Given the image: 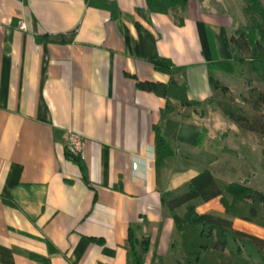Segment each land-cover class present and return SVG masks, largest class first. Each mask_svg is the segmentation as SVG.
Returning <instances> with one entry per match:
<instances>
[{"label":"crops","instance_id":"crops-1","mask_svg":"<svg viewBox=\"0 0 264 264\" xmlns=\"http://www.w3.org/2000/svg\"><path fill=\"white\" fill-rule=\"evenodd\" d=\"M248 1L157 12L147 0H0V264H131L130 231L143 264L183 263L182 216L168 201L209 169L181 167L182 151L201 150L184 128L198 130L214 95L208 65L232 59ZM157 58L184 68L174 78L200 102L187 117L173 99L163 117L167 99L138 86L170 81ZM157 127L172 150L161 164ZM70 131L84 139L82 165L67 152ZM193 203L264 238L219 197Z\"/></svg>","mask_w":264,"mask_h":264},{"label":"trees","instance_id":"trees-1","mask_svg":"<svg viewBox=\"0 0 264 264\" xmlns=\"http://www.w3.org/2000/svg\"><path fill=\"white\" fill-rule=\"evenodd\" d=\"M89 3L92 0H87ZM152 11L166 12L177 6H184L187 0H147ZM248 25L237 29L230 36L232 59L217 60L209 63V79L213 90H220L224 95L228 86L216 76V72L225 74L246 71L264 82V6L261 0H249L244 5ZM154 67L171 76L168 83L140 81L138 86L153 91L167 99V108L163 117L173 113L175 107L171 100H177L183 106H196L200 102L188 96L186 83H179L174 75L184 71L168 58L153 60ZM252 107L256 111L263 108L259 118L250 119L241 108L233 106L229 101H221L223 109L242 129L256 132L264 137V89L251 90ZM250 96V97H251ZM192 142L199 145L200 133L193 132ZM157 163L172 154V150L164 132L157 127ZM82 165L81 157L72 156ZM83 167V166H82ZM219 197L226 213L244 220L264 226V192L249 186L247 183L230 182L217 178L210 169H204L195 175L187 189L169 201L171 210L186 205V214L182 218L175 214L179 229L183 233L185 263L182 264H264V238L241 231L233 226V221L212 213H199L195 200L208 202ZM12 203L11 201H8ZM138 240L134 233H129V259L131 264H143L142 254L138 250ZM143 249L148 247L147 240L142 242ZM218 256V260L211 261Z\"/></svg>","mask_w":264,"mask_h":264},{"label":"rangeland","instance_id":"rangeland-1","mask_svg":"<svg viewBox=\"0 0 264 264\" xmlns=\"http://www.w3.org/2000/svg\"><path fill=\"white\" fill-rule=\"evenodd\" d=\"M216 76L228 86V92L221 95L220 90L215 91L209 100L210 103L197 109V118L200 119L197 121V129L200 133L199 145L202 151L192 153L182 151L190 157L189 160L183 157L181 167L201 169V166L205 165L214 170L222 180L247 183L264 192V137L242 129L228 117L221 104L222 100L229 101L233 106L246 112L250 119L259 118L263 114V108L260 111L253 109L250 92L253 88L264 89V82L251 76L247 71L243 75L216 72ZM182 106L179 113L182 117L193 113V106ZM172 116L177 118V114ZM172 126L170 125L169 129L173 130ZM195 130L184 128V132L188 134ZM178 213L184 218L186 207L178 209ZM210 256L211 261L219 259L218 256ZM183 262L185 263L184 260Z\"/></svg>","mask_w":264,"mask_h":264},{"label":"built area","instance_id":"built-area-1","mask_svg":"<svg viewBox=\"0 0 264 264\" xmlns=\"http://www.w3.org/2000/svg\"><path fill=\"white\" fill-rule=\"evenodd\" d=\"M21 27H25V25L22 23ZM66 149L68 154L72 156H78L81 157L83 155L84 151V139L81 136V134L70 131L68 133L67 141H66ZM138 164H134V168H137Z\"/></svg>","mask_w":264,"mask_h":264}]
</instances>
